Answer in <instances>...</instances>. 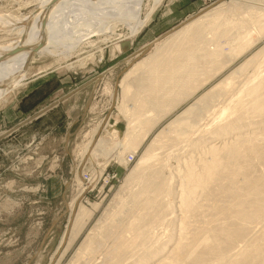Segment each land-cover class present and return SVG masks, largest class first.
I'll use <instances>...</instances> for the list:
<instances>
[{
  "label": "bare ground",
  "instance_id": "1",
  "mask_svg": "<svg viewBox=\"0 0 264 264\" xmlns=\"http://www.w3.org/2000/svg\"><path fill=\"white\" fill-rule=\"evenodd\" d=\"M40 1L21 21L16 38L0 44V102L23 85L35 55L52 52L53 45L74 52L91 45L86 40L93 33L114 32L117 23L126 25L128 38L133 37L163 0ZM225 36L229 57L223 60L217 41ZM263 36L264 0L221 1L127 57L138 56L113 88L104 84L109 109L114 106L126 121L123 136L111 141L115 130L111 137L100 135L107 129L108 115L92 128L77 151L79 190L69 201L70 211L98 179L97 171L82 177L87 170L111 159L127 164L161 118L202 87L222 63L240 57ZM83 60L76 62L81 66ZM247 67L252 74L229 91L211 122L199 130L186 121L200 108L198 102L215 99ZM215 85L148 140L115 195L117 208L99 218L67 264H264V46ZM194 132L198 135L192 139ZM186 146L197 148V159L186 157L180 162L183 169L167 170L174 151ZM169 151L175 155L168 156ZM89 204L78 203L67 225L64 252L98 207ZM159 226L164 235L158 233ZM257 226L253 235L251 229Z\"/></svg>",
  "mask_w": 264,
  "mask_h": 264
},
{
  "label": "rangeland",
  "instance_id": "2",
  "mask_svg": "<svg viewBox=\"0 0 264 264\" xmlns=\"http://www.w3.org/2000/svg\"><path fill=\"white\" fill-rule=\"evenodd\" d=\"M217 1L201 0L202 10L199 12L221 1L233 0ZM40 2L0 0V44L16 38L21 21L36 10ZM189 14L177 11L175 6L163 0L147 24L133 37L128 38L129 29L126 25L117 23L114 32L93 33L86 40L91 41V45H77V49L72 48L76 49L74 52L53 45L50 48L52 52L42 51L34 56L23 85L0 102V264H67L99 218L103 220L107 211L117 208L115 195L148 140L175 115L191 108L196 99L214 87V84L222 82L264 46L263 36L240 57L231 59L226 65L222 63V67L202 87L189 95L177 109L170 110L172 112L161 118L156 129L140 144L133 160L128 156L131 160L127 164H120L111 159L105 166L97 165L82 175L84 178L95 176L93 172L97 171L98 179L94 188L84 190L76 203L78 205L82 202L88 207L89 203H98V207L80 235L64 252L68 239L67 225L77 208L75 205L71 212L69 201L78 195L79 190L75 173L80 163L78 148L87 142L92 128L104 116L108 115V125L100 135L111 137L115 130L118 135L111 141H119L125 129L126 121L122 115L114 106L109 109L111 99L104 84L113 88L131 63L126 58L136 52L143 41L164 35L192 16ZM225 38L220 37L217 41L223 46V60L229 57L228 47L224 46L228 41ZM127 41L134 42L125 48L124 43ZM116 45H119V50ZM79 58H84L81 66L76 62ZM72 62L76 63L75 66L68 67L67 64ZM252 72L247 67L237 77L235 84L227 87L215 99L209 95L208 100L198 102L200 108L196 107L193 113L190 112L186 121L193 123L194 128L199 130L206 126L212 121L213 111L226 103L229 91L244 80V75ZM195 134L191 135V138L194 136L192 139ZM180 150L174 151L179 155L177 157L174 152H168V156L174 157L168 159L170 163L167 164V170L175 172L177 168L183 169L181 160L186 157L196 160L200 154L197 148L190 146H186L185 151ZM258 229L259 226L251 229L252 234ZM157 230H161L158 233L164 235L160 226ZM163 235L160 238H165ZM248 235L251 236L250 233Z\"/></svg>",
  "mask_w": 264,
  "mask_h": 264
},
{
  "label": "crops",
  "instance_id": "3",
  "mask_svg": "<svg viewBox=\"0 0 264 264\" xmlns=\"http://www.w3.org/2000/svg\"><path fill=\"white\" fill-rule=\"evenodd\" d=\"M163 2V1H162ZM167 3L170 4V6L173 5V7L175 6L177 11L181 10L182 13H185V14H188V13H191L189 14L190 15H193V14H196L197 12H199L202 7V2L201 0H167ZM188 16V17H189ZM134 42V41H133ZM150 41H143L141 43V45L143 46V44L145 45L146 43H149ZM140 45V46H141ZM141 46V47H142ZM140 47V48H141ZM140 48H138L137 50H139ZM136 50V51H137ZM128 59V58H127ZM135 59V58H133ZM133 59L129 60V63L130 61H132ZM129 65V64H128Z\"/></svg>",
  "mask_w": 264,
  "mask_h": 264
},
{
  "label": "water",
  "instance_id": "4",
  "mask_svg": "<svg viewBox=\"0 0 264 264\" xmlns=\"http://www.w3.org/2000/svg\"><path fill=\"white\" fill-rule=\"evenodd\" d=\"M161 36H159L158 38H160ZM153 41H151L150 43H148V45H146L144 48H143V50L145 51V50H147L148 49V47H150V45H151V43H152ZM123 45V44H122ZM121 46V45H120ZM124 46H125V48H127V47H129L130 46V42L129 41H127V42H125L124 43ZM100 77V76H99ZM116 82H117V80H116ZM116 84V83H115Z\"/></svg>",
  "mask_w": 264,
  "mask_h": 264
}]
</instances>
